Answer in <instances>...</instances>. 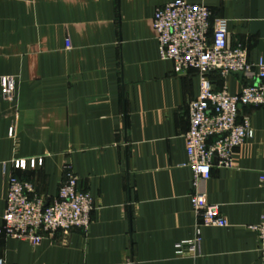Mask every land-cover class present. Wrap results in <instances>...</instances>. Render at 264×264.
<instances>
[{"label":"crops","instance_id":"0c3cea01","mask_svg":"<svg viewBox=\"0 0 264 264\" xmlns=\"http://www.w3.org/2000/svg\"><path fill=\"white\" fill-rule=\"evenodd\" d=\"M171 1L0 0V77L16 82L12 99L0 94V225L11 174L49 203L70 165L94 205L86 230H57L36 244L0 235L6 261L264 264L250 228L264 206V105L238 107L253 138L235 149L231 168L214 160L210 177L193 185L185 133L198 74L175 73L159 57L152 25L156 7ZM185 1L207 5L212 24L225 20L227 47L241 44L249 62L264 61V0ZM255 72L209 79L233 94ZM28 157L42 165L13 168L12 159ZM194 193L218 205L227 225H201L199 254L177 255L175 243L193 238L201 222Z\"/></svg>","mask_w":264,"mask_h":264},{"label":"built area","instance_id":"2783aa9c","mask_svg":"<svg viewBox=\"0 0 264 264\" xmlns=\"http://www.w3.org/2000/svg\"><path fill=\"white\" fill-rule=\"evenodd\" d=\"M210 9L203 3L175 0L156 7L152 25L156 33L161 59L171 60L175 73L186 69L197 71L199 92L189 103V128L185 133L187 161L192 171V184L210 177L214 160L218 166L231 168L234 151L251 140L254 129L247 116L238 120L240 105H264V61L249 62L247 50L241 44L227 47L226 23L217 19L213 24ZM254 74L256 81L231 94L223 85L216 89L209 79L210 73L225 76L232 72ZM13 76L0 77L3 100L12 99L15 92ZM8 138L15 139L13 125L7 128ZM214 137L213 140H209ZM42 157L12 159L14 169H34L41 166ZM5 167V163H3ZM264 180V175L261 176ZM77 177L70 165L63 168V178L56 197L46 203L35 192L33 183L14 174L8 177L5 209L0 235L39 243L44 237H53L57 230L88 229L94 209L90 193L78 189ZM192 209L201 216L195 226L194 237L175 243L177 255H198L201 225L224 227L226 218L216 204L207 202L203 195L190 196ZM250 228L256 232L258 250L264 254V206L259 222ZM0 264L10 263L0 257Z\"/></svg>","mask_w":264,"mask_h":264},{"label":"water","instance_id":"95a60500","mask_svg":"<svg viewBox=\"0 0 264 264\" xmlns=\"http://www.w3.org/2000/svg\"><path fill=\"white\" fill-rule=\"evenodd\" d=\"M234 73H236L237 75H239V76H242V72H234Z\"/></svg>","mask_w":264,"mask_h":264}]
</instances>
